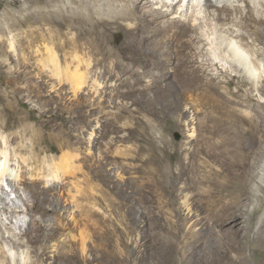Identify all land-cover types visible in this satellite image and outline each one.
Returning <instances> with one entry per match:
<instances>
[{
  "label": "rangeland",
  "instance_id": "rangeland-1",
  "mask_svg": "<svg viewBox=\"0 0 264 264\" xmlns=\"http://www.w3.org/2000/svg\"><path fill=\"white\" fill-rule=\"evenodd\" d=\"M156 1L150 0L153 4ZM23 5L24 0H0V25L5 15H16ZM17 33L2 36L7 39ZM113 37L118 42L121 34ZM187 53V57L176 56L178 62L193 61L187 68L150 69L139 83L120 70H98L105 98L113 104L96 128L97 110L84 108L81 96L62 95L70 97L62 100L67 107L63 116L69 118L75 109L83 119L72 130V152L78 155L72 162L74 171L65 176L60 191L63 203L57 214L23 210L27 193L21 189L16 199L4 184L8 198H14L6 207L11 211L21 207L15 208L18 219L10 221L0 206V253L8 256V264L36 262L33 250L41 252L42 248L46 252L42 264H264V151L259 152V161H253L252 174L245 181L238 176L240 171L222 166L200 151L205 136V74L197 68L200 60L193 51ZM7 64L21 85L52 81L46 71L22 72L15 62ZM208 73L216 87L219 69L210 66ZM36 95L32 94V101L25 100L24 111H33L35 119L47 125L48 117L59 112L54 103L59 100H53L54 94L49 92H42L41 100ZM257 97L264 102V95ZM44 99L46 104L41 103ZM257 108L260 115L262 108ZM234 129L239 132V144L252 142L245 128ZM104 130L109 131L101 136ZM50 145L55 152L56 145ZM207 172L220 173L222 192L232 190L228 197L223 196L221 211L205 199V186L198 182ZM240 193L241 204L235 206ZM57 196V192L48 193L51 200ZM0 197L7 202L6 195ZM229 201L233 204L227 207ZM46 207L54 208L52 204ZM20 222H25V227L18 228ZM31 222L43 227L35 243L30 241L26 227ZM53 229L56 235L50 236ZM8 237L17 245L13 246Z\"/></svg>",
  "mask_w": 264,
  "mask_h": 264
},
{
  "label": "bare ground",
  "instance_id": "bare-ground-1",
  "mask_svg": "<svg viewBox=\"0 0 264 264\" xmlns=\"http://www.w3.org/2000/svg\"><path fill=\"white\" fill-rule=\"evenodd\" d=\"M24 2L16 15L4 14L0 25V54L5 56L0 59V77L3 78L0 81V194L9 197L4 184L16 199V193L18 195L22 189L27 193L23 210L57 214L63 203L60 191L65 176L73 173L72 162L78 157L72 152V130L83 120L75 109L69 118L63 116L67 107L62 100L70 97L62 95L81 96L86 103L84 108L89 112L97 110L96 128L100 117L105 116L113 104V100L105 98L107 94L103 91V82L99 81L98 70L104 73L120 70L128 73L134 83H139L144 72L150 69L187 68L193 61L178 62L176 58L190 55L187 50L198 57L197 68L205 74V136L200 151L222 162V166L240 171L238 176L242 180L251 176L253 161H259V152L264 151V102L257 97L260 93L264 95V0H202V3L199 0H157L154 4L150 0ZM11 31L18 33L7 39L2 36ZM114 34H121L120 41L114 39ZM7 62H15L22 72L46 71L52 81L21 85L16 82L12 67L6 68ZM210 66L219 69L216 87L215 79L208 73ZM243 87H247L246 90ZM42 92L53 93V100L61 101L54 102L55 111L59 112L48 117L47 125L36 120L33 111H24L25 100L32 101L34 93L35 98L41 100ZM43 102L46 104L45 99ZM257 107L262 108L260 115L256 113ZM52 121L60 123L51 124ZM236 127L245 128L252 135L249 145L237 142ZM108 131H102L101 136ZM92 132L93 129L88 141ZM50 144L56 145L55 152ZM219 174L207 172L202 178L195 175L205 186V199L217 211L223 208L222 199L232 192H222ZM49 192H57V198L51 200ZM217 195L220 198H216ZM13 199L8 198L6 202L0 197V206L10 221L18 219L15 208H21L14 207L11 211L6 207L14 203ZM241 200L240 193L234 205L241 204ZM47 204L54 208L48 209ZM231 204V201L226 203L227 207ZM25 225L20 222L18 228ZM26 227L30 241L35 243L43 230L41 223L31 222ZM49 234L56 235V229ZM8 239L13 246L17 245L13 238ZM42 249L41 252L33 250L37 260L29 264L43 263L46 252ZM55 251L59 254L58 246ZM8 259L0 253V264H8Z\"/></svg>",
  "mask_w": 264,
  "mask_h": 264
},
{
  "label": "water",
  "instance_id": "water-1",
  "mask_svg": "<svg viewBox=\"0 0 264 264\" xmlns=\"http://www.w3.org/2000/svg\"><path fill=\"white\" fill-rule=\"evenodd\" d=\"M174 137H175L176 139H178V138H179V135L175 133Z\"/></svg>",
  "mask_w": 264,
  "mask_h": 264
}]
</instances>
